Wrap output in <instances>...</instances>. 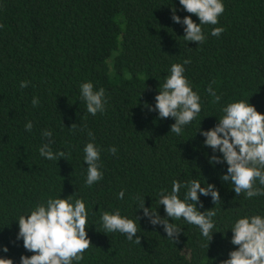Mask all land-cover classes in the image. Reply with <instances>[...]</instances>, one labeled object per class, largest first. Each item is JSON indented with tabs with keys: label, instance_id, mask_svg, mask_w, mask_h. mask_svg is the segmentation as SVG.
I'll return each instance as SVG.
<instances>
[{
	"label": "trees",
	"instance_id": "16d2710c",
	"mask_svg": "<svg viewBox=\"0 0 264 264\" xmlns=\"http://www.w3.org/2000/svg\"><path fill=\"white\" fill-rule=\"evenodd\" d=\"M222 3L218 24L202 25L205 40L197 44L187 42L185 26L171 18L175 9L181 20L188 15L199 23L179 0H0V258L20 264L21 255L31 256L17 239L18 218L49 198L68 196L84 201L92 243L73 264H220L238 247L231 227L243 216L264 217V195L237 196L231 182L221 180L227 163L209 162L213 151L198 129L214 127L223 108L240 100L264 113V0ZM214 27H223L220 36L211 35ZM174 63L183 64L201 98L200 113L179 135L170 131L175 119L154 110ZM21 81L28 86L21 88ZM85 82L105 90V110L95 116L80 93ZM210 85L220 97L216 103ZM45 130L52 132V151L64 158L40 155L49 139ZM88 142L101 149L103 173L91 186L83 151ZM193 179L213 184L221 198L214 204L198 193L199 211L216 210L208 247L198 226L168 218L181 226L174 242L138 208L144 197L145 207L166 217L161 192H170L174 180L186 185ZM186 191L181 188V199ZM117 209L139 218L140 243L106 232L102 214Z\"/></svg>",
	"mask_w": 264,
	"mask_h": 264
},
{
	"label": "clouds",
	"instance_id": "9594fccd",
	"mask_svg": "<svg viewBox=\"0 0 264 264\" xmlns=\"http://www.w3.org/2000/svg\"><path fill=\"white\" fill-rule=\"evenodd\" d=\"M187 13L198 17L199 23L193 21L191 16L183 19L172 10V20L184 25V39L203 43L205 36L202 25H217L218 17L224 12L222 0H179ZM2 27V25H0ZM223 27H214L212 36H220ZM190 63L185 59L183 64ZM181 63L171 65L170 75L155 96L154 110L160 118L172 117L175 123L170 126V131L177 135L181 134L182 128L191 123L201 111V98L193 91L189 81L184 75L185 68ZM28 81H21L20 87L28 86ZM214 83V82H213ZM214 97L213 103L219 101L211 85L207 89ZM80 93L86 102L88 113L95 116L97 112L105 110V90L94 89L91 82L82 83ZM33 106L39 104V99L33 97ZM149 110H153L148 106ZM224 115L218 119V123L207 130L198 129L204 136V144L211 147L213 155L209 158L210 163H227V172L221 176V180L231 182L234 192L240 195L246 193L247 198L264 195V113L256 110L248 99L229 103L223 108ZM71 128H76L73 123ZM31 121L25 124V129L31 131ZM43 135L48 139L40 149V155L57 161L65 157L63 151L54 153L50 147L52 132L45 130ZM93 136L91 132L88 133ZM219 151L222 156L215 155ZM84 161L87 164L88 186L102 179L100 171V152L94 142H88L84 149ZM109 151L115 154L117 149L111 147ZM257 181L261 187H257ZM182 187L187 191L184 198H180ZM198 193L211 196L213 203L221 201L218 190L213 184L201 186L198 180L193 179L190 184L182 185L179 181L172 182L171 191L160 194L158 205L162 204L166 217H161L156 209L145 207L144 197L138 208L143 210L144 216L148 217L153 225L162 224L168 238L174 242L178 239L181 226L170 223L171 220L183 218L187 223L199 227L203 237L207 239L208 247L212 239L215 224L213 217L216 210L210 208L199 211L197 204L200 202ZM123 190L118 198L123 199ZM88 212L82 199L72 202V197L49 198L46 202L38 204L28 215L18 218L19 231L17 239L22 238L23 246L32 252L31 256L21 255L20 264H73V261L82 260L83 253L91 246V240L86 233L88 226ZM167 218V219H166ZM102 222L106 232H119L125 234L129 240L135 238L140 243L138 233V217L130 219L121 216L119 209L114 213L104 212ZM231 243L237 245L235 250L229 252L228 258L220 261V264H264V217L261 215L243 216L231 227ZM4 252L8 249L5 246ZM0 264H13L11 258H0Z\"/></svg>",
	"mask_w": 264,
	"mask_h": 264
}]
</instances>
